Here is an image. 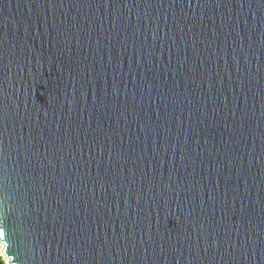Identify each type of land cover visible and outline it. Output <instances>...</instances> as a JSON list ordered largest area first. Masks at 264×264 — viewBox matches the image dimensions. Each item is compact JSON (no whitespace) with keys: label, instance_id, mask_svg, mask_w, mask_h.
<instances>
[{"label":"water","instance_id":"95a60500","mask_svg":"<svg viewBox=\"0 0 264 264\" xmlns=\"http://www.w3.org/2000/svg\"><path fill=\"white\" fill-rule=\"evenodd\" d=\"M11 264H264V0H0Z\"/></svg>","mask_w":264,"mask_h":264},{"label":"rangeland","instance_id":"374dc122","mask_svg":"<svg viewBox=\"0 0 264 264\" xmlns=\"http://www.w3.org/2000/svg\"><path fill=\"white\" fill-rule=\"evenodd\" d=\"M0 264H9V262L3 256L1 245H0Z\"/></svg>","mask_w":264,"mask_h":264},{"label":"bare ground","instance_id":"6f19581e","mask_svg":"<svg viewBox=\"0 0 264 264\" xmlns=\"http://www.w3.org/2000/svg\"><path fill=\"white\" fill-rule=\"evenodd\" d=\"M0 245L2 246V253H3V244L0 243ZM3 256L9 262V264H11L9 258L5 255V253H3Z\"/></svg>","mask_w":264,"mask_h":264}]
</instances>
